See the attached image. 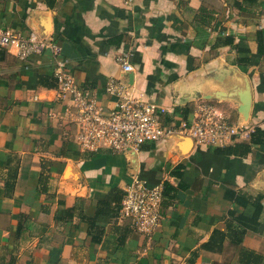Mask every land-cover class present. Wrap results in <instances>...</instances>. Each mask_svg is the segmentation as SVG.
Masks as SVG:
<instances>
[{"label":"crops","instance_id":"crops-1","mask_svg":"<svg viewBox=\"0 0 264 264\" xmlns=\"http://www.w3.org/2000/svg\"><path fill=\"white\" fill-rule=\"evenodd\" d=\"M0 27L48 45L25 59L0 47V264H264V0H0ZM57 61L105 109L120 78L166 122L202 102L255 132L81 150ZM134 177L164 184L151 236L115 209Z\"/></svg>","mask_w":264,"mask_h":264},{"label":"built area","instance_id":"built-area-1","mask_svg":"<svg viewBox=\"0 0 264 264\" xmlns=\"http://www.w3.org/2000/svg\"><path fill=\"white\" fill-rule=\"evenodd\" d=\"M130 4L132 0H122ZM14 46L23 59L40 53L47 43L35 34L23 36L11 28L0 27V47ZM124 71L134 66L126 55L116 57ZM56 96L68 101L66 118L75 127V142L81 150L97 151L103 148L114 152L138 151L142 145L170 138L188 136L198 146L223 147L237 139H247L254 132L253 126L238 125L218 113L212 106L200 102L193 118L166 122V109L147 100L142 94H134L120 78H111L105 91L115 98L114 105L105 109L94 95L78 86L66 70L63 61H57L54 69ZM162 181L150 185L134 177L123 189L119 217L129 218L135 231L151 236L161 221Z\"/></svg>","mask_w":264,"mask_h":264},{"label":"trees","instance_id":"trees-1","mask_svg":"<svg viewBox=\"0 0 264 264\" xmlns=\"http://www.w3.org/2000/svg\"><path fill=\"white\" fill-rule=\"evenodd\" d=\"M184 118V117H183ZM184 119H187V120H189L188 118H184ZM254 132H255V130H254ZM254 132H252V134L254 133ZM252 134H251V136H252ZM163 191H164V189H163ZM113 193V192H112ZM117 193L118 194H114V197H112V198H114V200H115V209L117 210V213H118V211H119V206H120V202H121V199H122V197H123V192H120L119 193V191H117ZM110 200V199H109ZM108 201V199L106 198V200H102L101 202H104V204L103 205H105V203ZM100 202V203H101ZM100 213H103V211H102V209H100L99 207L97 208V210H96V213H95V215L93 216V217H85L87 220H88V222L90 223V224H92V221L94 220V218H95V216L96 215H99ZM94 240H96L95 238H94Z\"/></svg>","mask_w":264,"mask_h":264}]
</instances>
